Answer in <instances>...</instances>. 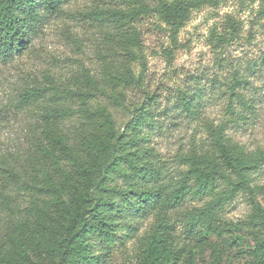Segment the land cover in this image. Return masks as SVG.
<instances>
[{
	"label": "trees",
	"instance_id": "trees-1",
	"mask_svg": "<svg viewBox=\"0 0 264 264\" xmlns=\"http://www.w3.org/2000/svg\"><path fill=\"white\" fill-rule=\"evenodd\" d=\"M63 1L0 0V66L29 50L30 33L41 23V13L61 12ZM124 2L125 8L107 11L109 18L119 23L126 50L123 60L116 61L115 76L98 80L84 70L74 85L58 84L54 76H47L45 85L33 86L20 95L22 105H37L41 110L34 131L42 140L32 162L0 165V212L6 209L9 213L5 235L0 237V264H36L35 257H44L48 264H108L107 254L119 240L120 222L155 212L158 222L136 264H177L179 252L166 220L169 211L191 200L206 199L204 207L191 214L190 225L196 228L203 224L210 233L223 203L252 192L251 183L264 172V149L250 150L231 134L240 121L248 119L244 111L235 109L234 100L246 110L253 108L233 87L224 117L206 123V137L179 157L186 169L178 188L172 194L156 189L163 166L152 160L157 158L153 149L142 148L147 139L143 127L151 110L136 107V117L122 130L99 98L110 99L116 108H128L126 90L143 83L146 47L136 24L156 15L170 41L163 53L169 61L174 60L183 48L180 34L192 14L207 7L218 9L225 0ZM261 9L259 15L264 19V2ZM103 15L102 11L97 13L99 18ZM227 24L223 43L242 34V23L231 15ZM260 66L264 68V55ZM234 80L239 85L249 84L247 77ZM200 99L195 98L196 104L193 98L184 99L183 104L190 112H201L204 105ZM77 113L83 122L66 131V121ZM7 181L16 185L15 191L27 207L21 209L15 203L17 197L12 196ZM254 188L264 191L261 185ZM258 209L264 228V208L258 205ZM251 254L256 264H264V240Z\"/></svg>",
	"mask_w": 264,
	"mask_h": 264
},
{
	"label": "rangeland",
	"instance_id": "rangeland-1",
	"mask_svg": "<svg viewBox=\"0 0 264 264\" xmlns=\"http://www.w3.org/2000/svg\"><path fill=\"white\" fill-rule=\"evenodd\" d=\"M147 1L153 4L154 0ZM263 2L225 0L218 9L195 11L180 34L183 48L171 63L163 53L170 41L157 16L136 24L146 47L143 61L147 75L141 86L126 90L128 108H116L103 96L99 101L111 110L122 130L136 117V107L151 110L143 127L147 139L143 136L142 148L153 149L157 158L152 160L163 166L164 172L156 178L158 191L172 194L178 188L186 169L179 157L206 137V123L224 117L230 88L243 93L253 106L246 110L234 100L235 109L244 111L248 119L238 123L232 136L250 150L264 149V68L260 66L264 19L259 15ZM126 5L124 0H65L61 12L41 13V23L30 33L29 50L0 66V165L23 166L32 162L42 140L34 131L41 110L37 105H22L21 94L33 86L45 85L47 76H54L58 84L73 85L84 70L98 80L109 74L115 76L116 61L123 60L126 50L119 23L110 19L107 11ZM101 11L104 15L99 18L97 13ZM229 15L242 23V34L223 43ZM256 21L260 23L255 24ZM251 65H255L254 70L247 71ZM237 77H247L249 84L239 85L234 80ZM200 96L204 105L201 112L188 111L184 99L193 98L196 104L195 98ZM82 122V115L75 114L66 121V131L77 129ZM149 161L151 158L145 163ZM257 175L256 182L251 183L252 192L240 193L233 201L223 203L214 232L207 233L203 224L196 228L190 225L191 214L204 207L206 199L191 200L169 211L166 220L179 252L177 264H256L251 253L264 240L258 209V205L264 208V191L254 188L264 186V172ZM7 184L12 196L17 197L15 203L21 209L27 207L28 203L15 191L16 185L10 181ZM8 214L6 209L0 212V237L5 235ZM157 222L156 212L120 222L119 240L107 254L108 264H136ZM33 263L48 264V260L35 257Z\"/></svg>",
	"mask_w": 264,
	"mask_h": 264
}]
</instances>
